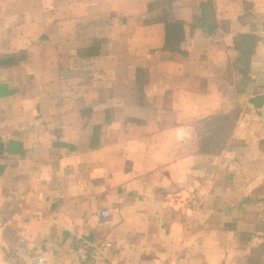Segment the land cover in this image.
<instances>
[{"label": "crops", "instance_id": "crops-1", "mask_svg": "<svg viewBox=\"0 0 264 264\" xmlns=\"http://www.w3.org/2000/svg\"><path fill=\"white\" fill-rule=\"evenodd\" d=\"M0 141V263L259 264L264 0H0Z\"/></svg>", "mask_w": 264, "mask_h": 264}, {"label": "built area", "instance_id": "built-area-1", "mask_svg": "<svg viewBox=\"0 0 264 264\" xmlns=\"http://www.w3.org/2000/svg\"><path fill=\"white\" fill-rule=\"evenodd\" d=\"M87 243L92 244L91 241H86ZM0 247H1V241H0ZM26 253H28V250L24 246H19L17 248V254L24 256ZM31 254V259H32V264H49V259L46 255V253L42 250H37L34 252H30ZM11 255L7 258V260L3 261L0 264H22V263H13L11 260Z\"/></svg>", "mask_w": 264, "mask_h": 264}, {"label": "rangeland", "instance_id": "rangeland-1", "mask_svg": "<svg viewBox=\"0 0 264 264\" xmlns=\"http://www.w3.org/2000/svg\"><path fill=\"white\" fill-rule=\"evenodd\" d=\"M207 132V128H204L203 127V129H202V131H201V133L202 132ZM257 244H259V243H257ZM250 247V246H249ZM248 248V247H247ZM246 248V250H250V249H247ZM262 250H264V245H263V248H262ZM249 252V251H248ZM246 253L245 252V249H243V248H241V250L240 251H237V250H235V248H233L231 251H229L225 256H226V259L229 261V258H233L232 260H237V261H239V262H243V263H245L247 260H249V259H252V257H253V252H250V253ZM259 258L261 259V261H260V263L261 264H264V251L263 252H261L260 254H259ZM236 261V262H237ZM259 263V264H260ZM251 264H253V263H251Z\"/></svg>", "mask_w": 264, "mask_h": 264}, {"label": "trees", "instance_id": "trees-1", "mask_svg": "<svg viewBox=\"0 0 264 264\" xmlns=\"http://www.w3.org/2000/svg\"><path fill=\"white\" fill-rule=\"evenodd\" d=\"M2 145V142L0 141V146Z\"/></svg>", "mask_w": 264, "mask_h": 264}]
</instances>
